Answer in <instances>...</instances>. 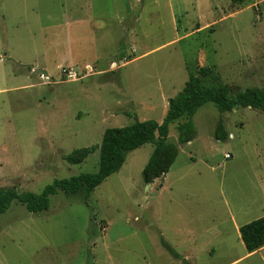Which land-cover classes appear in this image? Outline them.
<instances>
[{
  "label": "rangeland",
  "instance_id": "374dc122",
  "mask_svg": "<svg viewBox=\"0 0 264 264\" xmlns=\"http://www.w3.org/2000/svg\"><path fill=\"white\" fill-rule=\"evenodd\" d=\"M236 1L0 0V190L41 194L97 173L105 131L161 123L201 69L210 70L202 86L231 96L264 90V0ZM220 117L202 107L198 137L149 188L153 144L88 201L59 192L39 214L14 202L0 216V264H156L163 242L186 252L191 234L217 251L199 264L242 257L240 229L264 217V113L226 114V142L215 138ZM184 122L171 125L172 144Z\"/></svg>",
  "mask_w": 264,
  "mask_h": 264
},
{
  "label": "trees",
  "instance_id": "16d2710c",
  "mask_svg": "<svg viewBox=\"0 0 264 264\" xmlns=\"http://www.w3.org/2000/svg\"><path fill=\"white\" fill-rule=\"evenodd\" d=\"M209 73L210 70L204 68L200 70V77H190L183 91L169 101V110L161 123L135 122L124 128L106 130L100 147V168L97 173L56 180L41 194L18 193L14 189L0 190V216L6 214L14 202H19L32 214L46 212L50 208L51 198L59 192L78 194L83 191L88 201L97 188L122 170L130 153L147 144H153L155 150L143 170V181L146 185L154 184L156 180L170 173L179 157L180 147L194 142L198 137L194 117L207 104H213L221 114L215 131L216 140L221 142H226L229 137L223 119L226 114L236 109H251L264 113L263 89L249 88L231 96L230 89L226 86H202L203 78ZM183 118L185 122L178 128V142L172 144L169 141L170 127ZM85 152L86 155L91 154L89 149ZM240 235L249 253L262 249L264 247V217L243 226L240 229ZM163 245L178 258L167 243L163 242Z\"/></svg>",
  "mask_w": 264,
  "mask_h": 264
},
{
  "label": "crops",
  "instance_id": "0c3cea01",
  "mask_svg": "<svg viewBox=\"0 0 264 264\" xmlns=\"http://www.w3.org/2000/svg\"><path fill=\"white\" fill-rule=\"evenodd\" d=\"M168 107H169V103H168ZM169 110V108H168ZM238 227V226H237ZM239 229V227H238ZM197 234H191L187 236V240L185 242V245H187V249L186 252H180L178 251L176 248L174 249L171 245H168L172 248V250L178 255V258L175 257L173 254H171L167 249H165L167 251V254L163 253V252H159V256L155 259L156 264H199L201 262L200 258L201 256H203V252H206V254H209L210 257L211 255H216L217 251L216 249L210 248V249H200L197 246V239H198ZM211 237H215L216 239L220 236V234H214V235H210ZM106 239V238H104ZM112 244V243H111ZM244 245V243H243ZM105 247H108V245H106ZM104 247V248H105ZM264 250V247L256 252L253 253H249L247 251L246 254H244L242 257L240 258H232L230 259L228 262L224 263V264H242L246 261L251 260L252 258H254V256H256V254L260 253L261 251ZM101 252L103 254H105L106 256H108V260L111 262H115L114 259L112 258L111 251L110 249H103L101 250ZM104 255V256H105ZM215 256H213L214 258ZM262 260L264 261V256L262 257ZM145 264H155L152 262V259L149 261L147 259H144ZM251 264H255L253 262H251Z\"/></svg>",
  "mask_w": 264,
  "mask_h": 264
},
{
  "label": "built area",
  "instance_id": "2783aa9c",
  "mask_svg": "<svg viewBox=\"0 0 264 264\" xmlns=\"http://www.w3.org/2000/svg\"><path fill=\"white\" fill-rule=\"evenodd\" d=\"M226 159H231V156L227 154Z\"/></svg>",
  "mask_w": 264,
  "mask_h": 264
},
{
  "label": "water",
  "instance_id": "95a60500",
  "mask_svg": "<svg viewBox=\"0 0 264 264\" xmlns=\"http://www.w3.org/2000/svg\"><path fill=\"white\" fill-rule=\"evenodd\" d=\"M151 186V184L147 185V188H149Z\"/></svg>",
  "mask_w": 264,
  "mask_h": 264
}]
</instances>
